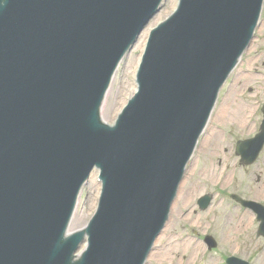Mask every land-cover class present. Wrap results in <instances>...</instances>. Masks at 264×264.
Here are the masks:
<instances>
[{
	"label": "water",
	"instance_id": "water-1",
	"mask_svg": "<svg viewBox=\"0 0 264 264\" xmlns=\"http://www.w3.org/2000/svg\"><path fill=\"white\" fill-rule=\"evenodd\" d=\"M160 2L0 0V264L145 262L262 0H180L109 125L113 75ZM94 167L99 208L67 236Z\"/></svg>",
	"mask_w": 264,
	"mask_h": 264
},
{
	"label": "rangeland",
	"instance_id": "rangeland-1",
	"mask_svg": "<svg viewBox=\"0 0 264 264\" xmlns=\"http://www.w3.org/2000/svg\"><path fill=\"white\" fill-rule=\"evenodd\" d=\"M171 1L167 0L162 10H166ZM256 37L245 55L241 65L243 68H264V26L259 28ZM142 51L132 50L115 75L103 106L105 119H113L125 104V97L132 90L135 81L133 69L129 70L132 66L130 63H135ZM238 74L219 98L206 133L189 164L179 196L173 205L170 221L156 243L154 254L166 255L153 256L149 264H219L222 261L220 256L226 255H240L250 259L251 264H264V237L256 234L258 223L248 220L247 227L243 231H237L240 218L249 215L231 197L233 193L251 197L262 194V191L248 192L247 185L264 189V151L253 167L242 166L235 154L234 143L236 137H244L247 129L240 127L236 121L223 117L226 110L235 108L236 105L244 108V117L254 112L264 94V76L244 75L248 73L241 70ZM257 84L260 86L255 88ZM249 86L253 89L252 93L245 92ZM253 92L255 93L251 96ZM223 109L224 113H221ZM251 126L254 131L256 126L254 123ZM215 133L219 134L218 139ZM221 189L226 192L217 194L216 190L222 192ZM99 191L97 178H93L83 188L72 222L73 229L83 226L91 218ZM206 193H212L214 198L210 207L201 211L197 199ZM206 234L215 237L218 243L216 249L209 250L202 240Z\"/></svg>",
	"mask_w": 264,
	"mask_h": 264
},
{
	"label": "bare ground",
	"instance_id": "bare-ground-1",
	"mask_svg": "<svg viewBox=\"0 0 264 264\" xmlns=\"http://www.w3.org/2000/svg\"><path fill=\"white\" fill-rule=\"evenodd\" d=\"M176 2H177V0H172L171 4H169V6L166 10H162L157 14V16L151 21V23L147 26V28L142 33L139 41L137 42V44L135 45L133 50L144 48V44L146 42L149 31L154 26H156L160 21H162L171 12V10L175 7ZM138 62H139V58H137L135 63L134 62L130 63L132 66L130 67L129 70L133 69V74L135 73L134 68H136V66L138 65ZM135 89H136V87L133 86L132 90L127 95L130 96L132 91H134ZM235 108H236V110H235ZM235 108H230L229 110H226L223 117H225L226 119H229V120H234L238 123H241L244 127L249 128L250 127L249 119L247 117L243 116L244 115V108H241V107L238 108V105H236ZM221 113H224V109L221 110ZM225 118H222V119H225ZM107 120L110 121V119H107ZM218 135H219L218 133H215V136L217 137V139H218ZM210 139H213V138H210ZM91 180H92V178H91ZM247 225H248V219L245 216H242L240 218L238 225H237V231H240V230L243 231L247 227ZM165 255L166 254H160V255L159 254H156V255L153 254L154 257L165 256Z\"/></svg>",
	"mask_w": 264,
	"mask_h": 264
}]
</instances>
